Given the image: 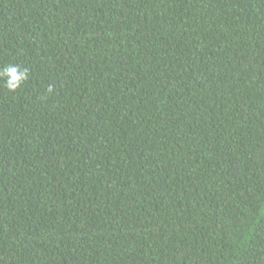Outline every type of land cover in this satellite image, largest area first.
Instances as JSON below:
<instances>
[{"label": "trees", "instance_id": "trees-1", "mask_svg": "<svg viewBox=\"0 0 264 264\" xmlns=\"http://www.w3.org/2000/svg\"><path fill=\"white\" fill-rule=\"evenodd\" d=\"M9 63L0 264H264V0H0Z\"/></svg>", "mask_w": 264, "mask_h": 264}, {"label": "clouds", "instance_id": "clouds-1", "mask_svg": "<svg viewBox=\"0 0 264 264\" xmlns=\"http://www.w3.org/2000/svg\"><path fill=\"white\" fill-rule=\"evenodd\" d=\"M29 69L19 64L9 63L0 68V81L9 92H15L29 79ZM51 91V86H49Z\"/></svg>", "mask_w": 264, "mask_h": 264}]
</instances>
